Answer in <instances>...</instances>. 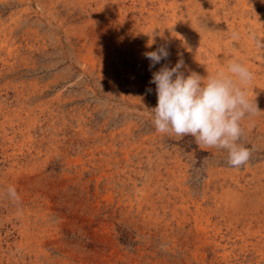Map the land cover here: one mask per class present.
Returning a JSON list of instances; mask_svg holds the SVG:
<instances>
[{
	"label": "rangeland",
	"instance_id": "1",
	"mask_svg": "<svg viewBox=\"0 0 264 264\" xmlns=\"http://www.w3.org/2000/svg\"><path fill=\"white\" fill-rule=\"evenodd\" d=\"M154 1L0 0V264H181L170 241L178 233L173 203L190 198L213 210L237 194L259 205L264 0H245L256 26L244 39L253 49L229 37L228 49L207 42L227 36L225 15L236 0L224 7L220 0ZM162 45L170 56L149 71L143 53ZM179 59L185 76L206 78L233 59L254 73L248 95L260 112L244 121L245 166L231 167L226 150L203 148L190 135L156 131L158 97L149 80ZM9 186L19 201L8 198ZM221 229L216 239L230 264H258L223 221ZM213 257L207 248V261Z\"/></svg>",
	"mask_w": 264,
	"mask_h": 264
},
{
	"label": "clouds",
	"instance_id": "2",
	"mask_svg": "<svg viewBox=\"0 0 264 264\" xmlns=\"http://www.w3.org/2000/svg\"><path fill=\"white\" fill-rule=\"evenodd\" d=\"M231 38L238 40L239 33L233 32ZM251 38L255 39V35ZM143 55L152 71L161 60L168 59L170 52L162 45ZM185 67L183 59H179L172 67L164 64L152 72L149 84L156 85L158 97L152 110L156 131L177 137L190 135L203 148L226 150L231 167L245 166L251 150L239 143L245 131L244 121L260 112L248 95L254 73L235 59L229 61L226 69L221 67L206 78L195 72L185 76L182 71ZM146 91L150 93L152 89ZM254 126V121L249 120L248 131ZM7 196L19 201L14 186L7 188Z\"/></svg>",
	"mask_w": 264,
	"mask_h": 264
},
{
	"label": "bare ground",
	"instance_id": "3",
	"mask_svg": "<svg viewBox=\"0 0 264 264\" xmlns=\"http://www.w3.org/2000/svg\"><path fill=\"white\" fill-rule=\"evenodd\" d=\"M227 1L228 0H220V4H222V6L224 7V6H226ZM154 2H156V0ZM236 2H237V4H236V6H234V8H232L231 12L225 15L226 35L227 36L225 35L226 37H223V35H222L220 37H213V38H211L209 40L206 39L207 42H209L210 45L214 49H222V48L228 49L229 48V45H230L231 41H229L228 39L223 41V38H228L229 37L232 41H237V40H233L231 38L233 32L239 33V36H240V38L238 39V42H236L237 43V45H236L237 48H244V49H253L254 48L252 40L246 41L244 39V36H246L248 28L256 26V23L249 22L250 18H249V16L247 17V15H246L247 4H246L245 0H236ZM192 3H193L194 8H196L200 4L199 1L196 2V3H194V2H192ZM191 12L192 11H190V13ZM231 19H232V21H231ZM204 33L206 34V32H204ZM263 33H264L263 31H259L258 32L259 42H261L260 44H258V46H260V49H261L262 45H264L263 44L264 43V35H263ZM17 87H20V86H17ZM20 89H21V87H20ZM21 91H22V89H21ZM35 92H36V90H35ZM30 98H31V96H30ZM27 134H28L27 132L23 133L24 136H27ZM6 151L7 150L4 149L3 153H8ZM4 156H6V154ZM75 164H77V163H75ZM14 178H16V177H14ZM13 181H15V180H13ZM188 191H191V190H188ZM261 194L263 195V198L260 199L259 205H255L254 203H250V202H249V204H247L248 202L244 203L243 201L239 200V199H242V198H240L236 194L237 196L234 195V196H232L231 199L230 198H228V199L226 198L227 200H223V202L220 205H216L215 209L213 208V210L206 209L204 207V205H202L201 203H197V202L191 200L190 198L185 199V198L181 197V201H180L181 205H179V206H177L176 203H173L174 207H172L170 212H171V215L174 217V219L177 220L176 221V226H177V229H178L177 230L178 233H175L174 235L172 234V236H170V241L172 243V250L175 251V249L178 248V251H180L181 254H182V259L180 261L181 264H192L191 261H190L191 258H193L194 260L198 261L200 264H230V262H229V260L231 259L230 258L231 255L229 254L230 252L229 251H225L226 250V246L225 245L221 246V243L218 242V240L216 239L217 235H215V234H220L221 233V231L223 229V228L221 229V222L222 221L224 223V226H226V228L228 230L232 231V233L236 237V239L239 240L240 244L242 245V247L240 245L242 250L246 251L247 249L251 248V250L255 253V255L258 258L257 259L258 264H261V263L263 264L264 263V188L261 189ZM246 199H248V198H246ZM257 201H258V198H257ZM153 208H154V206H153ZM164 208H167V207L164 206ZM177 217H178V219H177ZM159 225H160V223L156 224V226H159ZM169 227H165V229L169 228ZM211 233H213L214 236H212ZM221 235H223V234H221ZM160 238H162V237H160ZM168 239H169V237H168ZM231 243H234V242H231ZM219 247L223 250L222 253H220ZM207 248L214 255L213 261H209V260L207 261V259H206V250H207ZM193 250H195L196 252H194ZM197 251H202V253L197 252ZM239 253H241V251Z\"/></svg>",
	"mask_w": 264,
	"mask_h": 264
}]
</instances>
